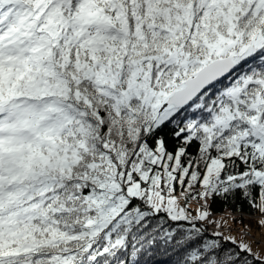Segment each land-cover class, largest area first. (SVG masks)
<instances>
[{"label":"snow or ice","instance_id":"1","mask_svg":"<svg viewBox=\"0 0 264 264\" xmlns=\"http://www.w3.org/2000/svg\"><path fill=\"white\" fill-rule=\"evenodd\" d=\"M244 216L264 0H0V264H264Z\"/></svg>","mask_w":264,"mask_h":264},{"label":"trees","instance_id":"2","mask_svg":"<svg viewBox=\"0 0 264 264\" xmlns=\"http://www.w3.org/2000/svg\"><path fill=\"white\" fill-rule=\"evenodd\" d=\"M214 207L217 208V212H218V213L221 211V208H220L219 205H215ZM230 207H233V208H234V206H230ZM223 211H224V212H227V209H223ZM236 213H239V212H236ZM236 213H235V214H236ZM240 214H241V213H240ZM240 216H241V215H240ZM240 216H237V218H239ZM247 217H248V218H247ZM251 217H255V216H244L245 221H246L247 223H250V224L252 225L251 231H254V232H256V231H260L261 228L256 224V219H250ZM229 223H230V222H229ZM251 235H252V233H251Z\"/></svg>","mask_w":264,"mask_h":264},{"label":"rangeland","instance_id":"3","mask_svg":"<svg viewBox=\"0 0 264 264\" xmlns=\"http://www.w3.org/2000/svg\"><path fill=\"white\" fill-rule=\"evenodd\" d=\"M248 218V217H247ZM250 219H256V217H251ZM231 223V221H229ZM252 238H254L256 241H259L262 245H264V228H261L260 231H251Z\"/></svg>","mask_w":264,"mask_h":264},{"label":"built area","instance_id":"4","mask_svg":"<svg viewBox=\"0 0 264 264\" xmlns=\"http://www.w3.org/2000/svg\"><path fill=\"white\" fill-rule=\"evenodd\" d=\"M235 215L236 216H240L241 214L240 213H236ZM250 236L252 237L251 233H250Z\"/></svg>","mask_w":264,"mask_h":264}]
</instances>
